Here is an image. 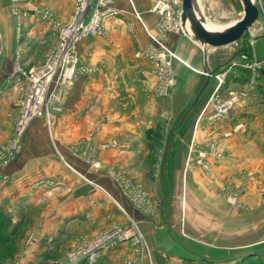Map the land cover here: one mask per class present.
<instances>
[{"label": "crops", "instance_id": "1", "mask_svg": "<svg viewBox=\"0 0 264 264\" xmlns=\"http://www.w3.org/2000/svg\"><path fill=\"white\" fill-rule=\"evenodd\" d=\"M39 1L60 21H69L74 10L75 0ZM155 1L112 0L115 13L104 22L106 36L96 39L90 51L87 37L76 45L80 63L96 65L97 71L77 77L61 111L34 119L21 150L7 165L0 164V213L13 225L24 220L21 238L29 237L16 248V264H39L45 257L65 263L74 239H90L115 224L128 229L131 240L102 251L97 264H240L248 256L264 255V37L251 35V27L245 34L251 60H259L251 77L260 90L251 86L250 97L226 120L209 124L208 100L217 86L213 75L234 56L228 46L237 42L201 45L184 24L183 32L160 34L158 15L151 11ZM16 8L19 14L11 19L7 0H0V33L4 38L13 20L21 28L16 36L21 49L50 27L40 18L25 17L22 5ZM154 39L171 54L175 72L161 98L153 95L152 64L143 55L158 46ZM55 41L56 36L49 49ZM18 65L0 59V146L16 117L8 109L16 97L8 84ZM110 140L116 144L101 150ZM211 143L221 154L206 157L214 180L195 164L197 151ZM151 149L172 175L151 187L149 211L133 205L102 170L78 157L84 153L91 160L107 157L118 163ZM245 170L257 173V179L242 198L245 208H233L217 194L225 181H235Z\"/></svg>", "mask_w": 264, "mask_h": 264}, {"label": "built area", "instance_id": "2", "mask_svg": "<svg viewBox=\"0 0 264 264\" xmlns=\"http://www.w3.org/2000/svg\"><path fill=\"white\" fill-rule=\"evenodd\" d=\"M251 1L257 9V20L264 31V0ZM111 3L112 0H76L73 13L68 23L64 25L54 20L47 9L38 10L28 4L29 9L39 14L40 18L55 31L56 41L38 67L17 69V74L12 75L19 110L14 129L17 144L32 119L47 116L52 111H60L63 98L77 76L97 71L92 65L79 62L76 45L83 38L103 33L104 21L115 13ZM151 11L158 15L157 30L160 34L166 31L183 32L181 0H156ZM157 45L144 50L143 55L152 64V73L157 84L155 94L161 98L168 94L169 88L173 85L175 72L171 68V54L159 42ZM223 76L224 72L215 75L217 86L208 101L213 109L208 117L209 124L226 120L247 98L244 91H229L225 98L220 97L217 92L222 86ZM207 154L205 150L197 154L200 164ZM233 192L229 201L236 203L246 192V183L239 185ZM131 203L139 206L137 201ZM129 240L131 235L128 229L120 227H112L92 239L76 238L65 253L66 262L56 261L54 264H80L83 261L85 264H97L102 251Z\"/></svg>", "mask_w": 264, "mask_h": 264}, {"label": "rangeland", "instance_id": "3", "mask_svg": "<svg viewBox=\"0 0 264 264\" xmlns=\"http://www.w3.org/2000/svg\"><path fill=\"white\" fill-rule=\"evenodd\" d=\"M75 1H74V5H75ZM40 2L43 3V0H40L39 3ZM29 3L32 6L36 7L38 10L47 9L45 7L39 6L36 0H7V9H8L7 13L10 16V18L12 19L13 15L18 16L19 13L16 7L22 5L25 8L24 10L25 17L27 16L28 18V16H31L34 19L35 18L39 19L40 18L39 14H35L32 10H31L32 12L30 13L27 10ZM196 4H197V8L199 10L201 17L203 18V22L221 25L222 27L231 25L232 23L240 19L243 13L242 5L239 2V0H196ZM47 10L50 12L51 17L54 20H56L58 23H60L61 25L68 23V20L67 21L57 20L55 18L53 11L52 10L50 11L49 9ZM20 17H22V13L20 14ZM252 27H251V32H250L251 35H258L259 38L264 37V31L262 30L260 21L257 20V22H255ZM20 32H21V28L18 27V25L16 24L14 26L13 20H12L10 27L7 29V33L4 35V38H3L2 33H0V59H3L4 61H8V63L18 62L19 65L15 69V73H14L15 75L17 74V71H16L17 69L25 70L31 66L38 67L42 63L40 62L42 57H43L42 60H44V57L56 36L55 31L50 28V30L45 32L41 38L39 39L34 38V39L26 40L24 44H22L21 49H19L18 44H20V40L18 41L16 36L20 35ZM104 36H106V33H105L104 26H103L102 34L92 36V37H95L94 39H88L90 37H87L86 42L88 44L89 51H90V47L95 46L96 39L100 37H104ZM245 37L246 35H244L241 43L237 42L234 45L228 46L229 48H233V51H235V53L232 58L227 59L225 64L223 63L224 65H222V69H221L224 72L222 84L225 85V88H224L225 97L227 96L229 91H244L248 93L247 95L249 98L250 94L253 91L251 89V86L256 88V89L254 88L255 91L260 90V85H259V82H257L256 77L255 78L251 77L252 71L255 70L254 64H256L259 60L258 61L251 60V50L249 46L247 45V39ZM4 39L6 41V44L4 42ZM84 58L86 59V61H88L91 59V55H85ZM82 64L92 65L91 63H82ZM92 66L94 68H97L96 65H92ZM221 72L214 74L213 77H215V75ZM91 74L92 73L90 74L84 73L77 77H81V76L89 77L87 75H90L91 77ZM153 77L155 81L154 88H153V95L154 97H157L155 94V89H156L157 84H156V78L154 74H153ZM13 79L14 77H11V79H9L8 86H10L11 90L16 95L17 90L13 88V82H14ZM220 90L221 88L218 90L217 93L220 97H222L220 94ZM260 100H262V98ZM13 103L14 105L11 104L8 109H10L11 113H13L12 111L14 110V112L16 113L15 118H17L19 110H18V106L16 103V97H15V101L13 99ZM52 112H56V111H52ZM15 118H14L13 125L11 127L10 136L6 138V140L4 141V144L0 146V164L1 165H7L14 158L15 154H17L21 150V147H22L21 143H22L23 137L25 136L27 132V129L30 123L36 118L37 119L45 118V115L36 117L31 120V122L26 126L22 135L20 136L18 144L16 143L14 139V129L16 125ZM105 118L107 119L106 116ZM115 144H116V141L114 140L105 141L101 144L100 149L106 150L108 148L113 147ZM202 150L207 151L208 154L211 153L213 157H216V158L221 157V154L217 151L214 143L209 144L208 148L200 149L199 151H197V154ZM80 154L78 155V157L82 158L83 160L87 159L86 161H88V165L90 164V167H92V169L102 170L103 174L105 175L107 179L114 181L117 185H119L123 193H125L126 198L130 202L137 201L139 205L138 207H142L143 209L145 208L147 209V211H149L151 208L150 207L151 202H149L148 200L151 196L150 193H153L154 191V189H151V187L155 185L158 180L165 179L167 177L169 178V176L172 175L170 171L166 172L167 170L166 167L159 166L160 156H158L154 150H152L149 154L145 156L121 157L120 158L121 161L118 163L117 162L112 163L113 161L110 158H109L110 160L107 159V157H103V161L100 157H99V160L97 159L91 160V156L88 157V155L84 153L83 155L82 154L80 155ZM190 160H191V156L186 157L185 164H188ZM125 162L126 164H124ZM195 164L199 166L198 168L200 169V172H202L203 175L207 179H212V180L215 179V175L211 171V167H209V162L206 160V158L200 164L196 156ZM186 175H187V172H184L183 174H181V178L182 179L187 178ZM256 179H257V173H255L254 171L245 170L239 174V177L235 181H229V180L225 181L221 185L217 196L233 208L244 209L245 204L243 203L242 198L246 194L251 184ZM245 183H246V192L240 198H238L236 203L230 202L231 201L230 196L233 190L238 188L239 185H243ZM143 184H146L147 187L146 185H143ZM261 195L264 196V190L261 192ZM1 216L3 218L8 217L3 214ZM10 218L11 217H8L9 221H5L3 219L4 221L0 222V224L2 225L1 227H3L5 234L8 233L13 227L11 226L13 224H12V221H10ZM15 225H17V229L11 237L10 244H5V245L0 244V264H16L14 256L16 255L17 246L19 245V243H23V245H26L29 239L28 236H25V238H21L25 232L24 220H22L21 223L16 222ZM112 227H120L124 229L123 226L115 224L113 226H110L108 229L99 232L98 234L103 233L111 229ZM11 246L15 247V251L13 253L12 252L6 253L5 248L11 247ZM46 250L47 252L48 251L50 252V251H53L54 249L49 250L48 248ZM248 257L250 259L249 261L250 262L253 261L252 263L254 264L255 263L264 264L263 254L260 255L259 259L255 255L248 256ZM42 261H48V258L45 257L43 258ZM54 262L51 261L50 263H54ZM243 263L246 264L247 262H244L243 260Z\"/></svg>", "mask_w": 264, "mask_h": 264}, {"label": "water", "instance_id": "4", "mask_svg": "<svg viewBox=\"0 0 264 264\" xmlns=\"http://www.w3.org/2000/svg\"><path fill=\"white\" fill-rule=\"evenodd\" d=\"M242 5L240 19L221 31H208L203 25V18L199 14L196 0H181V21H187L191 27L193 38L201 45L208 47H222L238 42L257 21V9L251 0H239Z\"/></svg>", "mask_w": 264, "mask_h": 264}, {"label": "trees", "instance_id": "5", "mask_svg": "<svg viewBox=\"0 0 264 264\" xmlns=\"http://www.w3.org/2000/svg\"><path fill=\"white\" fill-rule=\"evenodd\" d=\"M2 214L0 213V222L1 221H9V219H8V217H2L1 216ZM4 219V220H3ZM2 225L0 224V244H10V241H11V237H12V235L14 234V232L16 231V229H17V225H11V226H13L12 227V229L8 232V233H4V230H3V227H1ZM5 251H6V253H13L14 251H15V247H13V246H11V247H6L5 248ZM262 255V254H261ZM258 259L260 258V256H258L257 257ZM250 259H249V257H246V258H244V262H247L246 264H254V263H252L253 261H249ZM39 264H54V263H50V262H48V261H43V262H41V263H39ZM80 264H85V262L83 261V262H81ZM240 264H245V263H240ZM256 264V263H255Z\"/></svg>", "mask_w": 264, "mask_h": 264}, {"label": "bare ground", "instance_id": "6", "mask_svg": "<svg viewBox=\"0 0 264 264\" xmlns=\"http://www.w3.org/2000/svg\"><path fill=\"white\" fill-rule=\"evenodd\" d=\"M199 11V10H198ZM200 13L198 12L197 13V16L199 15ZM203 25L204 27L208 30V31H221L223 29H225L226 27H222L221 25H216V24H213V23H207V22H203ZM184 27H185V30L190 34V35H193L192 33V30H191V27L189 25V23L187 21L184 22Z\"/></svg>", "mask_w": 264, "mask_h": 264}]
</instances>
